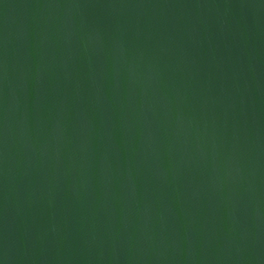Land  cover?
I'll return each instance as SVG.
<instances>
[{
	"label": "water",
	"instance_id": "95a60500",
	"mask_svg": "<svg viewBox=\"0 0 264 264\" xmlns=\"http://www.w3.org/2000/svg\"><path fill=\"white\" fill-rule=\"evenodd\" d=\"M0 264H264V0H0Z\"/></svg>",
	"mask_w": 264,
	"mask_h": 264
}]
</instances>
